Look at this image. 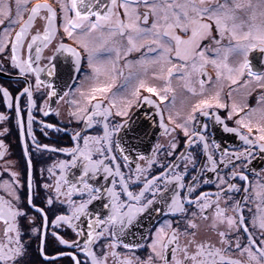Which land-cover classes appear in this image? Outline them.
<instances>
[{
    "label": "snow or ice",
    "instance_id": "obj_1",
    "mask_svg": "<svg viewBox=\"0 0 264 264\" xmlns=\"http://www.w3.org/2000/svg\"><path fill=\"white\" fill-rule=\"evenodd\" d=\"M37 20L41 28L36 27ZM58 36L53 54L43 56ZM64 37L77 46L65 43ZM142 50L138 60L126 59ZM6 52L10 69L23 80L15 97L2 85L0 93L9 108L15 102L22 133L19 101L27 98V130L31 133L34 88L44 90L43 107L38 109L44 116L49 112L60 116V109L52 103L78 97L65 103L72 108L69 117L82 127L73 130L72 147L50 148L32 136L37 150L71 157L48 168L50 176L53 168L59 175L53 184L42 185L43 196L34 186L27 143L24 152L29 171L23 199L20 189L25 185L18 179L20 174L4 167L15 179L0 183L7 194V198L0 195V264H34L29 251L34 240L45 264H57L63 258L71 264H109L110 257L112 264H264V181H250L245 174L254 154L264 155V0H0V54ZM59 55L69 61L66 79ZM85 61L91 70L86 78L90 83L85 87L81 82L73 89L68 80ZM209 68L216 82L210 95L205 89L213 80ZM124 69H128L126 75ZM149 73L152 79L163 81V86L152 85ZM42 74L48 79H41ZM119 77L124 83L114 92ZM174 77L193 97H201L187 111H175L174 95L170 104L163 103L175 92ZM226 86L230 104L224 101ZM58 87L68 90L61 95ZM256 89L260 90V106L250 108L246 99ZM141 90L151 95L142 96ZM240 90L243 103L233 97ZM140 100L155 109L154 115L146 114L144 122L129 116ZM210 109H227L225 119L238 117L237 126L229 127ZM198 115H211L224 132L237 134L243 142L240 149L230 152L214 138L210 143V125ZM157 116L161 134L171 137L167 155L173 157L178 148L173 134L179 130L186 149L202 147L204 160L199 168L196 156L188 150L167 163L158 159L163 145H153L151 154H144L142 147ZM115 117L124 119L117 123ZM7 119L0 112V121ZM40 124L56 132L67 131L42 120ZM97 130L98 134H87ZM5 148L0 140V159ZM154 165L161 169L156 174H152ZM221 166L230 169L227 178L221 175ZM209 172L215 174L217 191H200L201 184L210 183ZM237 179L242 184L235 183ZM233 194L241 198L234 199ZM94 203L99 207L91 208ZM190 208L194 210L189 213ZM157 215L162 222L145 233V222ZM169 215L180 218L177 227L173 219L163 218ZM197 220L210 221L215 240L198 238L201 225ZM181 222L186 225L183 230ZM121 247L132 253L147 247L150 253L145 259L131 258L117 251Z\"/></svg>",
    "mask_w": 264,
    "mask_h": 264
},
{
    "label": "flooded vegetation",
    "instance_id": "obj_2",
    "mask_svg": "<svg viewBox=\"0 0 264 264\" xmlns=\"http://www.w3.org/2000/svg\"><path fill=\"white\" fill-rule=\"evenodd\" d=\"M32 3H35L36 0H31ZM51 2L55 3L56 0H51ZM27 16L25 15V19ZM42 22L40 20H37L36 27L41 28ZM18 28V26H17ZM33 30V34H34ZM62 33V29H61ZM59 36L57 37L56 41L53 42L52 45H50L47 49H44L43 56L47 57L53 54V49L55 46L59 43ZM64 42L67 44H70L74 47H76V42L74 40L68 39L67 37H64ZM143 54L142 52H133L131 53L126 59L135 61L141 58ZM8 53H2L0 54V85L4 87H8L9 91L12 93V95L15 97L17 95V89L20 86L21 81L23 80L22 77H18L17 73L12 71L10 69V66L8 65V62L4 59ZM24 55L26 57L27 55V49L26 45L24 48ZM59 65H62L64 67V73H65V79L67 78V72L69 70V61H66L64 55L58 56ZM256 63V60L253 61ZM44 62L42 61L41 64ZM120 66L123 67L124 65V59L122 58L119 62ZM125 75L127 74L128 69H124ZM209 74L213 76V80L209 81L205 84L206 94L210 95L214 92L216 88V82H215V73L214 70L209 68L208 69ZM91 75V70L88 68L86 61L82 62L81 68L79 72H72V79L68 80V85L71 86L73 89L76 87H79L81 82H83L84 86L87 87L90 81L86 79ZM144 78V77H141ZM149 82L157 87L163 86V81L155 80L151 78V73H149L148 77ZM31 82L33 85L35 84L34 76L30 77ZM41 79H48L44 74L41 75ZM103 79V77H101ZM124 83V78L119 77L116 88L113 89L115 92L116 89L120 88V86ZM172 86L175 89L174 94L169 95V100L163 102L165 105L170 104V102L173 99V95L175 97V111H187L190 108V105L192 103H195V101L201 97H193L187 89L183 87V84L181 81L177 80L175 77L172 81ZM198 90L199 87L197 86ZM67 87H58V91H60L61 95L63 94V91H67ZM44 90H36L33 89V98L36 101V107L33 109V117L34 122L32 125V132L29 133L27 130V108H26V97H22L19 101L20 105V114L24 122V128L23 133L21 131V128L18 123V119L16 116L15 111V102L13 103V107L9 108L7 106V101L3 99L2 93H0V112L4 113L8 119L6 121H0V140L4 141L5 148V155L2 159H0V183H2L5 180H13V178L10 175L9 171H4V167H8L11 169V171L18 172L20 175L18 179L20 180L21 185H25V187L20 189V195L21 198H24V195L27 191L26 188V182H27V175H28V156L25 155L24 152V145L27 143L28 145V153L31 156L32 164H31V174L32 179L34 182V186L40 190L41 196H43V190L42 185L44 183L53 184L56 177L59 175V170L56 168H53V175H49L48 168L52 167L54 164H58L59 161L62 160H70V155L66 153L61 152H52L47 150H37L33 144H32V136L35 135L36 140L39 144H47L50 148H65V147H72L73 142L71 139V134L73 130H79L82 127V124L77 123L74 119L69 117L68 113L70 110H72L71 105L65 103L68 99H75L78 97H65V100L58 101L57 103H52L53 108H59L60 109V116H57L54 112H49L48 116H44L42 112L38 111L41 107H43V98L41 93ZM229 91V88L226 86L224 88V101L226 103H231V100L226 96V93ZM242 91H237L233 93V97L237 100L238 103L244 102V97L242 95ZM260 90L256 89L252 92L250 96L247 97L246 102L249 105L250 108L252 107H259L260 105L257 104V98L259 95ZM141 95H151L147 93L145 90H141ZM153 99H156L155 96L152 97ZM107 103V101H105ZM115 111V109L113 110ZM211 111H215L222 119H225L227 117V109H210ZM248 111V109H245V113ZM146 114L148 116L155 114V109L152 105H148L147 103L143 102V100L138 101L136 104L133 105V107L129 111V116L132 118V120L137 122H144ZM167 115V112H166ZM240 115H243L241 113ZM238 117H234L231 120L225 119V122L228 124L229 127H236L235 120ZM122 119L121 117H115L114 122H120ZM198 119L202 120L203 122H207L210 125L209 128V134H210V140L211 143L212 138L216 140V142L220 143L222 148H228V150L234 151L239 150L242 146V141L239 140V137L235 133H227L223 131V127L221 125H216L213 123V117L211 115L207 117H202L198 115ZM44 121L45 124H56L61 129H67V131H61L56 132L51 129H45L43 125L40 124V121ZM157 122H153L152 130L150 137L147 141H145L142 150L146 156L151 154V149L153 145L160 144L163 145L164 148L161 149L160 153L158 154V159L161 162L167 163L169 160L174 159L175 157H178L181 152H184L185 150L191 151L197 158V168L200 167V163L204 160V154L202 151V147H196L193 146L192 149H186V141L183 133L179 130L173 135L176 137V141L178 143V148L175 150L174 156L169 157L167 155V149L168 143L171 139L170 136L162 135V130L159 128L158 124V116L156 118ZM167 123V120L165 121ZM179 122V121H178ZM4 129H7V132L4 131ZM98 131H90L87 134H98ZM246 132V130H244ZM213 155L215 157H219L218 152H213ZM7 162V163H6ZM141 165L143 166L145 164V161H140ZM41 169H43V174L41 175ZM252 169L255 170L256 174L252 173ZM159 165H154L152 169V174H156L158 171H160ZM182 170V168H181ZM73 171H76L73 169ZM230 171V169H225L223 166H221L220 173L221 175L225 176L227 178V174ZM195 174V173H193ZM246 175L249 176V180L255 182L256 180H262L264 181V155H261L259 152L254 154V158L251 160V163L248 166V170L245 172ZM206 178L210 181L208 184H201L200 191H209V192H215L217 191L216 188V177L215 174L209 172L206 174ZM190 179V176L186 178L187 180ZM238 185L242 184V182L237 179L234 181ZM133 191H138V188H133ZM0 195H5L7 198V194L0 189ZM183 195V193H182ZM234 199H240V194H233ZM249 206L252 207V204L249 203ZM91 208L95 209L99 207V203H94ZM194 208L189 209V213L193 211ZM253 211H255L253 207ZM245 215L248 216L249 213L246 211ZM164 219H173V227H177L176 220H179V217H176L175 219L172 216H164ZM162 222V219L159 215L156 217H153L151 222H145L143 226V231L147 233V231L153 227V225L158 226L159 223ZM198 223H200L201 227L199 229L198 238L199 239H207L211 238L213 240L216 239L215 232L212 231L208 224L210 221H202L197 220ZM179 227L181 230H183L186 225L181 222L179 224ZM139 235V233H137ZM183 239V237H182ZM61 250L63 251H70V249H66L61 247ZM30 251V259L34 262V264H45L43 258L36 252V241L34 240L32 242V248ZM117 251L122 253L123 255L129 256L131 258L140 257L141 259H145L149 253L150 250L145 247L139 250H136L134 253L127 252L125 249L118 248ZM47 254L52 255L51 249H46ZM99 254V251H98ZM232 255L238 256V253H232ZM80 258L83 260V255L80 256ZM57 264H71V261L67 258L58 259ZM109 264H112V258H109Z\"/></svg>",
    "mask_w": 264,
    "mask_h": 264
}]
</instances>
